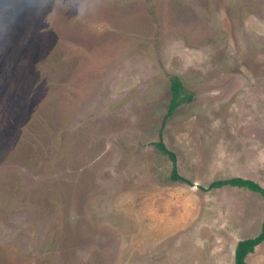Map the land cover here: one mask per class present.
<instances>
[{"label": "rangeland", "instance_id": "rangeland-1", "mask_svg": "<svg viewBox=\"0 0 264 264\" xmlns=\"http://www.w3.org/2000/svg\"><path fill=\"white\" fill-rule=\"evenodd\" d=\"M232 178L264 187V0H0V264H235Z\"/></svg>", "mask_w": 264, "mask_h": 264}, {"label": "trees", "instance_id": "trees-1", "mask_svg": "<svg viewBox=\"0 0 264 264\" xmlns=\"http://www.w3.org/2000/svg\"><path fill=\"white\" fill-rule=\"evenodd\" d=\"M171 83H172L171 89H172L173 99L171 101V106H170V110H169L170 113H172L174 111V109L178 106V103L180 102L178 100H179L181 92H182L181 83L177 79L172 80ZM157 146L160 148V150L162 152L169 155L170 158L173 161H175L174 154L172 152H170L165 147L162 140H161V142H159L157 144ZM172 180L173 181H186L182 176H180L178 174V172L175 169L173 170ZM223 186L247 188L251 191L260 193L264 197V187H261L257 183H255L251 180H247V179L232 178V179H228V180H219V181L213 182L210 185V188L211 189L212 188H219V187H223ZM262 242H264V222L262 225L261 233L258 236L238 242V244L236 246V250H235V264H247V262H246L247 255L249 253H252L254 251L255 247Z\"/></svg>", "mask_w": 264, "mask_h": 264}, {"label": "crops", "instance_id": "crops-1", "mask_svg": "<svg viewBox=\"0 0 264 264\" xmlns=\"http://www.w3.org/2000/svg\"><path fill=\"white\" fill-rule=\"evenodd\" d=\"M249 254H251V253H249ZM249 254H248V255H249ZM248 255H247V256H248ZM246 262H247V257H246ZM247 264H248V263H247Z\"/></svg>", "mask_w": 264, "mask_h": 264}]
</instances>
